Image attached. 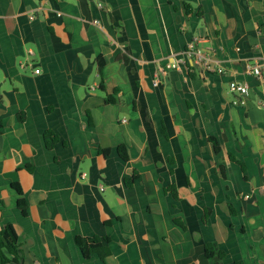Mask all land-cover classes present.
<instances>
[{
    "label": "crops",
    "instance_id": "0c3cea01",
    "mask_svg": "<svg viewBox=\"0 0 264 264\" xmlns=\"http://www.w3.org/2000/svg\"><path fill=\"white\" fill-rule=\"evenodd\" d=\"M196 37L221 72L171 68ZM256 63L264 0H0V231L22 264H264ZM95 237L108 255L85 256Z\"/></svg>",
    "mask_w": 264,
    "mask_h": 264
},
{
    "label": "trees",
    "instance_id": "16d2710c",
    "mask_svg": "<svg viewBox=\"0 0 264 264\" xmlns=\"http://www.w3.org/2000/svg\"><path fill=\"white\" fill-rule=\"evenodd\" d=\"M100 70L103 69V63L100 61ZM103 84V83H102ZM117 92V91H115ZM109 101H113L112 97H109ZM47 145L52 147V145L57 142L56 135L49 131L46 134ZM214 143L215 149L217 152L220 151V147L216 139L211 138ZM121 157L125 160L128 159L127 150L125 147H120ZM104 153H108V151H104ZM135 178V177H134ZM133 179L127 180V184L130 185ZM17 189L18 193L22 195L21 188L18 184L14 185ZM176 197V193H174ZM19 207L26 214L27 204L24 199L19 200ZM107 241V239L105 240ZM78 244L83 250L85 256L91 255V253L98 252L102 257L109 254V250L104 247L100 238H78ZM0 264H22V256L20 249V241L19 235L15 229V227L11 224L6 225L0 231Z\"/></svg>",
    "mask_w": 264,
    "mask_h": 264
},
{
    "label": "built area",
    "instance_id": "2783aa9c",
    "mask_svg": "<svg viewBox=\"0 0 264 264\" xmlns=\"http://www.w3.org/2000/svg\"><path fill=\"white\" fill-rule=\"evenodd\" d=\"M35 16L31 15L30 19H34ZM206 40L196 37L188 45L187 50L181 55L182 57L178 59L175 63L171 65L172 69H180L181 65H187V61L192 62V67H199L205 71L221 72V64L218 60H215L211 55H208L203 52L202 47ZM246 72L249 76L260 77L264 70V64L256 63L254 65H247ZM161 73H165L163 68H160ZM36 73H39L37 70ZM158 84V81H155V85ZM231 92H241L242 94L248 93V87L239 82L233 81L229 85ZM93 87L92 89H95Z\"/></svg>",
    "mask_w": 264,
    "mask_h": 264
},
{
    "label": "rangeland",
    "instance_id": "374dc122",
    "mask_svg": "<svg viewBox=\"0 0 264 264\" xmlns=\"http://www.w3.org/2000/svg\"><path fill=\"white\" fill-rule=\"evenodd\" d=\"M124 116H126V115L123 114V117H124Z\"/></svg>",
    "mask_w": 264,
    "mask_h": 264
}]
</instances>
